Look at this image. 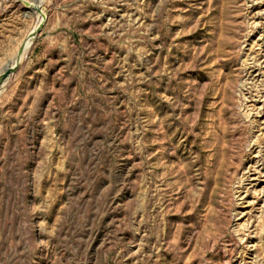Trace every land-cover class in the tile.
<instances>
[{
    "label": "rangeland",
    "instance_id": "1",
    "mask_svg": "<svg viewBox=\"0 0 264 264\" xmlns=\"http://www.w3.org/2000/svg\"><path fill=\"white\" fill-rule=\"evenodd\" d=\"M7 68L0 264H264V0H0Z\"/></svg>",
    "mask_w": 264,
    "mask_h": 264
},
{
    "label": "water",
    "instance_id": "2",
    "mask_svg": "<svg viewBox=\"0 0 264 264\" xmlns=\"http://www.w3.org/2000/svg\"><path fill=\"white\" fill-rule=\"evenodd\" d=\"M12 69L11 68H7L4 71H2L0 73V85L3 84V82L5 81V79L11 74Z\"/></svg>",
    "mask_w": 264,
    "mask_h": 264
},
{
    "label": "bare ground",
    "instance_id": "3",
    "mask_svg": "<svg viewBox=\"0 0 264 264\" xmlns=\"http://www.w3.org/2000/svg\"><path fill=\"white\" fill-rule=\"evenodd\" d=\"M14 66H16V65H14ZM13 69V68H12ZM5 70V69H4Z\"/></svg>",
    "mask_w": 264,
    "mask_h": 264
}]
</instances>
